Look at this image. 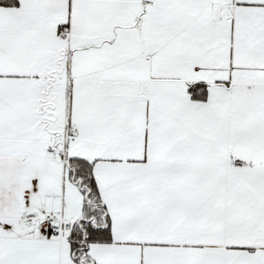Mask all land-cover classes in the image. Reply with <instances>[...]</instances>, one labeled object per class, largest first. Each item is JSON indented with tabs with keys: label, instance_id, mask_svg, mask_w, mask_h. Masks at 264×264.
<instances>
[{
	"label": "snow or ice",
	"instance_id": "obj_1",
	"mask_svg": "<svg viewBox=\"0 0 264 264\" xmlns=\"http://www.w3.org/2000/svg\"><path fill=\"white\" fill-rule=\"evenodd\" d=\"M0 264H264V0H0Z\"/></svg>",
	"mask_w": 264,
	"mask_h": 264
}]
</instances>
